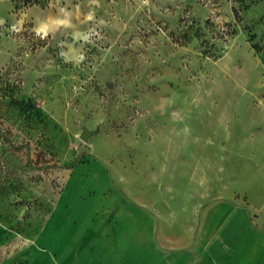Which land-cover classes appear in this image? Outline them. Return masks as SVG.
I'll list each match as a JSON object with an SVG mask.
<instances>
[{
	"label": "rangeland",
	"instance_id": "rangeland-1",
	"mask_svg": "<svg viewBox=\"0 0 264 264\" xmlns=\"http://www.w3.org/2000/svg\"><path fill=\"white\" fill-rule=\"evenodd\" d=\"M263 102L264 0H0V264L45 261L70 176L99 162L161 207L163 246L220 253L219 222L181 219L235 211V127Z\"/></svg>",
	"mask_w": 264,
	"mask_h": 264
},
{
	"label": "crops",
	"instance_id": "crops-1",
	"mask_svg": "<svg viewBox=\"0 0 264 264\" xmlns=\"http://www.w3.org/2000/svg\"><path fill=\"white\" fill-rule=\"evenodd\" d=\"M261 105L258 109H264V102ZM243 107L241 101L238 108ZM235 130L242 136L241 144L237 143L242 161L235 165V211L232 204L221 202L219 212L181 219L206 223L204 237L219 222L217 236L223 241L232 238L229 245L223 244V251L206 249L205 259L195 261L187 258L189 252L163 246L159 237L166 219L161 207L147 202L148 193L133 199L126 183L115 182L109 167L99 162L74 169L59 210L44 225L39 239L45 261L34 264H264V233L260 231L264 226V118L236 124ZM240 176L246 180L241 185ZM169 220L176 222L173 217ZM228 223L235 228H227ZM174 228L178 236L179 227Z\"/></svg>",
	"mask_w": 264,
	"mask_h": 264
},
{
	"label": "water",
	"instance_id": "water-1",
	"mask_svg": "<svg viewBox=\"0 0 264 264\" xmlns=\"http://www.w3.org/2000/svg\"><path fill=\"white\" fill-rule=\"evenodd\" d=\"M88 135H89L88 133H85V134L83 135V138H87Z\"/></svg>",
	"mask_w": 264,
	"mask_h": 264
},
{
	"label": "clouds",
	"instance_id": "clouds-1",
	"mask_svg": "<svg viewBox=\"0 0 264 264\" xmlns=\"http://www.w3.org/2000/svg\"><path fill=\"white\" fill-rule=\"evenodd\" d=\"M14 31H17L18 29H16L15 27L13 28Z\"/></svg>",
	"mask_w": 264,
	"mask_h": 264
}]
</instances>
